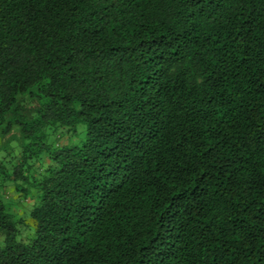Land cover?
Here are the masks:
<instances>
[{"label":"trees","instance_id":"16d2710c","mask_svg":"<svg viewBox=\"0 0 264 264\" xmlns=\"http://www.w3.org/2000/svg\"><path fill=\"white\" fill-rule=\"evenodd\" d=\"M1 124L0 264H264V0H0Z\"/></svg>","mask_w":264,"mask_h":264},{"label":"rangeland","instance_id":"374dc122","mask_svg":"<svg viewBox=\"0 0 264 264\" xmlns=\"http://www.w3.org/2000/svg\"><path fill=\"white\" fill-rule=\"evenodd\" d=\"M2 128H3V124L0 125V158L4 157L5 154H8V152H10V148H13L15 146H17V139H14L13 137H17V133L15 131V129L17 130L16 127H13L9 133H2ZM83 131V126L82 125H78L77 126V133L71 134L68 137V134H62L58 139V143L61 145H64L68 142L71 143H76L78 144V142H80L83 139V133L81 134L79 131ZM70 139V140H69ZM9 142V143H8ZM15 150H13L14 152ZM9 193V192H8ZM7 196V195H6ZM28 204L31 203L30 201H26ZM25 202H21L18 204L13 205V210L15 212H20V209L24 207V209H27L29 205H25ZM1 236H0V243H1Z\"/></svg>","mask_w":264,"mask_h":264},{"label":"crops","instance_id":"0c3cea01","mask_svg":"<svg viewBox=\"0 0 264 264\" xmlns=\"http://www.w3.org/2000/svg\"><path fill=\"white\" fill-rule=\"evenodd\" d=\"M24 204H25V205H28V203H27V202H25ZM29 204H30V203H29ZM14 212H15V211H14ZM18 213H20V212H18Z\"/></svg>","mask_w":264,"mask_h":264}]
</instances>
